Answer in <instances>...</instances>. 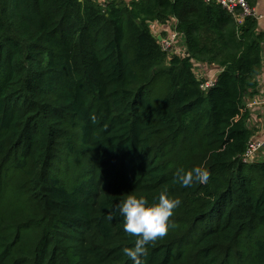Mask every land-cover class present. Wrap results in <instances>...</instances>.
Segmentation results:
<instances>
[{"label":"trees","instance_id":"1","mask_svg":"<svg viewBox=\"0 0 264 264\" xmlns=\"http://www.w3.org/2000/svg\"><path fill=\"white\" fill-rule=\"evenodd\" d=\"M172 19L182 53L153 31ZM257 30L203 0H0V264H132L106 218L129 193L182 202L142 264H264ZM198 63L219 69L207 89ZM196 167L207 184L178 182Z\"/></svg>","mask_w":264,"mask_h":264},{"label":"clouds","instance_id":"2","mask_svg":"<svg viewBox=\"0 0 264 264\" xmlns=\"http://www.w3.org/2000/svg\"><path fill=\"white\" fill-rule=\"evenodd\" d=\"M93 123L96 116L91 117ZM176 178L184 187H191L194 183L207 184L210 171L206 168L196 167L191 170L180 169ZM179 198H171L166 193L158 196V202L150 204L144 196L129 193L126 199L117 202L113 210L107 214L109 221L115 218L118 212L124 219V230L136 237L134 247H124L121 251L132 264H142V257L147 255L148 246L165 237L174 223L170 218L181 205Z\"/></svg>","mask_w":264,"mask_h":264},{"label":"crops","instance_id":"3","mask_svg":"<svg viewBox=\"0 0 264 264\" xmlns=\"http://www.w3.org/2000/svg\"><path fill=\"white\" fill-rule=\"evenodd\" d=\"M254 11L258 15L257 31L264 35V0H257V4L255 6ZM174 23L175 20L172 19L166 25H162L160 23H154L152 27H156L160 31L164 32L163 35H166L167 33L169 34V32L173 30L172 25ZM181 48L184 47L181 45ZM262 48H263V62H262L261 71L258 74V82H259L258 92L253 96L249 95L246 98V105L250 115L248 123H249V127L254 130L255 138L264 136V41L262 44ZM196 67H197L196 71L198 72V75L209 78L216 77L219 72L218 67L213 65L208 66V65H203L202 63H198ZM263 155H264V151H263Z\"/></svg>","mask_w":264,"mask_h":264},{"label":"built area","instance_id":"4","mask_svg":"<svg viewBox=\"0 0 264 264\" xmlns=\"http://www.w3.org/2000/svg\"><path fill=\"white\" fill-rule=\"evenodd\" d=\"M206 3L216 2L220 4L222 7L226 8L229 12L235 13L238 9L243 11V14L246 15H254L257 17V13L253 10H251L247 4L246 0H203ZM160 35V34H157ZM176 31L172 30L169 32L168 36L162 37L160 40L162 48L167 51L168 53H182L180 49H177V42L180 39ZM182 50L184 48H181ZM216 77H211L209 80H207L204 85L202 86L204 89L209 88L214 84ZM264 151V136H261L259 138L253 137L251 141L248 144V148L243 155V159L245 162H253V161H259L261 155Z\"/></svg>","mask_w":264,"mask_h":264},{"label":"rangeland","instance_id":"5","mask_svg":"<svg viewBox=\"0 0 264 264\" xmlns=\"http://www.w3.org/2000/svg\"><path fill=\"white\" fill-rule=\"evenodd\" d=\"M153 31L156 33V34H158V33H164L163 31H160L159 29H157L156 27H153ZM166 36H168V33L165 35V37ZM180 44V40H178V42H177V44H176V46H177V49L179 50H181V51H183L182 49H181V45H179ZM262 158V159H261ZM260 160H264V155L262 154L261 155V157H260Z\"/></svg>","mask_w":264,"mask_h":264},{"label":"water","instance_id":"6","mask_svg":"<svg viewBox=\"0 0 264 264\" xmlns=\"http://www.w3.org/2000/svg\"><path fill=\"white\" fill-rule=\"evenodd\" d=\"M162 39V36L161 35H158V40L160 41Z\"/></svg>","mask_w":264,"mask_h":264}]
</instances>
